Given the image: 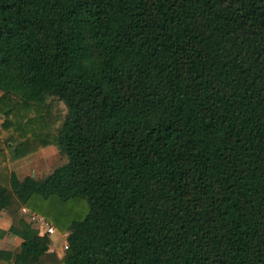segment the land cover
Listing matches in <instances>:
<instances>
[{"label":"trees","instance_id":"1","mask_svg":"<svg viewBox=\"0 0 264 264\" xmlns=\"http://www.w3.org/2000/svg\"><path fill=\"white\" fill-rule=\"evenodd\" d=\"M3 144L0 264H264V0H0Z\"/></svg>","mask_w":264,"mask_h":264},{"label":"rangeland","instance_id":"2","mask_svg":"<svg viewBox=\"0 0 264 264\" xmlns=\"http://www.w3.org/2000/svg\"><path fill=\"white\" fill-rule=\"evenodd\" d=\"M60 108L65 109L64 105H61ZM0 149H2L0 150V154L10 155L11 153V149L7 147L6 145L0 147ZM66 161H67L66 155L61 153L58 150V146L57 147L50 146L42 150L41 153L39 152L38 155L34 157H30L27 162L26 160H19V161L15 160L13 162H9V161H4V159H1L0 160V176H3V175L5 176L9 172V170L13 171V167L15 169L14 171L18 174L19 177H21L20 175H23V173H30L33 176L35 174H37L38 176H41V175H44L45 173L49 175L56 167L62 165ZM16 164H23V165L21 166V169L20 168L18 169V166L17 167L15 166ZM56 237L57 239L60 240L58 249L61 248V251H63L62 243H63L64 238L62 237V234L60 233V231Z\"/></svg>","mask_w":264,"mask_h":264},{"label":"built area","instance_id":"3","mask_svg":"<svg viewBox=\"0 0 264 264\" xmlns=\"http://www.w3.org/2000/svg\"><path fill=\"white\" fill-rule=\"evenodd\" d=\"M22 210L28 215L29 221L32 223V225L37 228L39 235L42 237H49V251L56 252L58 250V244L60 243L59 239L56 237L59 234L57 228L52 223H50L44 215L37 212H32L27 207H23ZM62 237L64 238L62 243L63 248L67 249L68 244L65 239L66 235L62 234Z\"/></svg>","mask_w":264,"mask_h":264},{"label":"crops","instance_id":"4","mask_svg":"<svg viewBox=\"0 0 264 264\" xmlns=\"http://www.w3.org/2000/svg\"><path fill=\"white\" fill-rule=\"evenodd\" d=\"M41 153V152H40ZM39 153H36L32 156H29L27 158H23V159H19V160H26V162L29 160L30 157H34L36 155H38ZM16 160V161H19ZM23 164H16L15 166H18V169H21V166ZM14 167H13V171H14ZM32 171V170H31ZM43 171V170H41ZM44 173V172H42ZM27 175H30V173H23V175H20L21 177H25ZM36 175V174H35ZM12 226V218L11 216L6 212V211H2L0 212V230L3 231H7L11 228ZM22 238L20 236L17 235H13V234H8V235H4L0 238V250H11V251H17L20 248V245L22 243ZM58 252H61V248L58 249Z\"/></svg>","mask_w":264,"mask_h":264}]
</instances>
